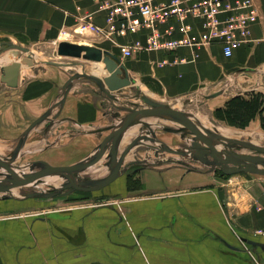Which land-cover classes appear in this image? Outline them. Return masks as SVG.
I'll use <instances>...</instances> for the list:
<instances>
[{"label":"crops","instance_id":"obj_1","mask_svg":"<svg viewBox=\"0 0 264 264\" xmlns=\"http://www.w3.org/2000/svg\"><path fill=\"white\" fill-rule=\"evenodd\" d=\"M97 1L0 0V41H17L26 47L44 43L58 47L70 41L110 51L128 70L133 86L157 103L197 102L209 110L206 116L225 136L264 138V0H256L261 19L253 27L251 41L231 58L225 57L220 44L172 53L141 51L125 58L108 41L73 37L78 18L94 12ZM94 21L105 25L101 14ZM177 57L187 61L174 64ZM89 63L94 69L91 73L102 78L108 75L104 65ZM43 76L30 78L18 88L34 121L60 101V87L69 79L57 69ZM133 86L110 101L93 83L76 81L49 134L55 147L52 156L43 159L53 166L68 161L70 166L97 155L114 127L128 115L121 110L122 98L132 93ZM164 119L146 116L129 124L120 143H125L124 151L134 145L124 159L123 174L98 200L64 204L61 210L44 211L46 220L34 221L10 216L26 211L31 203L0 198V264H255L240 238L259 244L249 249L264 264V235H256L264 228V211L257 208L264 206V186L233 188L199 171H188L183 164L163 163L169 160L165 154L172 147L159 130L168 125L165 121L173 122ZM6 122L0 124L2 156L7 148L2 143L9 142ZM63 123L73 129L65 132ZM140 148L150 150L142 153ZM129 155L131 161L139 156L150 164L125 173ZM106 158L108 153L83 171L92 170L89 173L96 177L106 174ZM49 205L48 201L39 204Z\"/></svg>","mask_w":264,"mask_h":264},{"label":"rangeland","instance_id":"obj_2","mask_svg":"<svg viewBox=\"0 0 264 264\" xmlns=\"http://www.w3.org/2000/svg\"><path fill=\"white\" fill-rule=\"evenodd\" d=\"M0 42L14 43L15 45H21V43L17 41L1 40ZM21 46L24 47L25 49H28L34 55L35 66L33 67L24 66L22 86H20L19 89H21L24 85H26L30 78L32 79V78L38 77L39 79H41V77H44L43 76L44 72L48 70L53 71L57 69L59 73H62L63 77L67 80L68 78H70V76L76 73H82L83 70H85L86 73H91L93 69V65L84 60L58 56L57 55L58 47L53 46L48 43H44V44L34 46V47H26L23 45ZM26 55L27 53L21 52L19 57H14L10 55L9 50H7L3 54L0 55V65L6 64L7 62L6 60L8 59L10 60H8L7 63H11L13 61H21V59L25 57ZM0 78H1V74H0ZM78 81H83V80H78ZM0 85H1V88H0V95H1L0 124L2 123V121L7 119V122L5 123L6 124V127H5L6 136L5 137H7L6 139L9 142L2 143L7 147L6 150L3 151V154L7 156L14 150V148L16 147L18 143L19 137L30 126V124L34 121V119L29 114V110H28L29 106H26L25 99L21 95V91L18 88L17 89L9 88L6 84L1 82V79H0ZM62 87H60V90L58 92L59 100H61L62 98V93H63ZM132 90H133L131 91L132 93L125 96V98H122L123 99L122 105H124L123 107H130V108H135V109L146 107V104L143 102L141 98H135V96L139 95V92L141 90L137 87H134V89ZM118 100L120 102L121 98H118ZM171 106H174L173 108L177 110L185 111L186 113L191 114L193 117L196 118V120H198L209 131H218L221 135H224L222 132V128L217 126L216 123L213 124L212 122L213 119L209 116H206V114L209 113V110H205V108L201 109L199 107V103L197 102L186 103L184 101H181ZM52 107H53V104L48 108L47 111H49ZM54 116H55V111L53 112V114H51L52 118H54ZM55 123L54 125H56ZM165 123L168 125L164 127L160 126L161 130L159 131H160L161 137L165 141H167V144L170 147H172L170 150L176 151V152L179 150L187 151L186 148L191 145L194 139V137L192 136L194 135L193 132L183 128L181 125L177 123L175 124L174 122L169 123L165 121ZM63 125H64L63 130L65 132L67 129L69 130L73 129L72 126L67 123H63ZM165 128L166 130L175 129L177 132L176 133L167 132L168 130L166 131ZM45 130H46L45 125L42 124L41 126H38L36 129L32 131V133L30 134L28 138L25 148L22 150L21 158H19V160L16 163H14L10 168H5V167L0 168V182L6 180L8 177H12L10 175L11 173H9L10 171L8 170H13V173L15 174L31 172V171L34 172L38 170L37 168H39V166L31 165L36 159L44 158V157L49 158L50 155L52 156V154H50L51 149L47 147V145H51V142H50L51 140H49V138L51 139V136L49 135L50 132L47 133ZM182 135L185 136V138H183ZM69 138L70 137H67L66 139H69ZM231 138L239 139L241 141H245V142L252 143L255 145L264 146V138L258 137L256 135L252 136V138L246 134L240 137H231ZM120 144L121 145L119 147V156L121 155V153L124 151V148H125L124 147L125 143L124 144L120 143ZM220 145L223 149L224 147L222 146L221 143ZM46 148H48L49 150L45 151L44 153L40 152L41 149H46ZM229 149L233 152L240 153V154H245V155L252 154V155H258V156L264 157L263 153L259 151H254V150H251L245 147L233 146V147H230ZM148 150L150 149L148 148L138 149V151L139 152L141 151L142 153ZM159 153L161 152H156V154H159ZM171 153H174V152L168 151L165 154L167 155L166 157H169V160L164 161L163 163L166 162L167 164L171 163V164H179V165L183 164L186 166L188 171H191V170L199 171L203 173L204 176H209V179L224 182L233 188H239L240 184L242 185H245V184H250V185L257 184L258 185L259 184L260 186H264V174L239 172V173H235L232 175H225L222 173L221 167H218L215 164H213V160L211 158H209V160L212 162L206 163V162H202L198 160L195 156L190 155L188 151L184 153L185 155V156L183 155L184 157L182 156L180 157V156H177ZM128 157L129 158H127L126 164L124 165V169H126L124 170L125 173H127L128 169H130V172L136 169L141 170V169H144V167L149 166L150 164L147 162V160L139 159V156L138 157L136 156V158L133 159L132 161L130 160V155ZM109 161H110L109 159L107 158L105 159L104 166L106 169L105 170L106 174L111 172V168L110 166H108ZM54 163H56V161H54ZM67 163L69 162L68 161L64 162L62 163V165L67 166ZM163 163H159V164L163 165ZM259 168L264 169L261 165H259ZM89 171L91 172L92 170H86L85 172L82 171L77 175H79L82 178H87L91 180H96V179L99 180L98 178H103L106 176V174H104V175L96 177V176L91 175ZM53 176L56 178H59V185L44 183V180L46 178L53 177ZM49 177H46L45 179L42 178L43 180L39 179L38 181H35L28 185L17 186L15 188H12L9 192L0 193V198L2 200L16 201V202H28V203H31L32 205L31 207L26 208L25 209L26 211L22 213L18 212L10 216L30 217L34 221L46 220L47 214L45 212L49 210H56V209L61 210L63 209L64 204H68L72 202H76V203L84 202V200H89V199L98 200L97 197L105 193V191H108L110 189L108 187L111 186L110 184V186H107L103 189H100L97 191H90V192L84 191L81 189L80 190L73 189L75 192L71 193L69 190L63 189L64 185L68 183V180L66 179L65 176L52 175ZM29 194H38V195L34 197H28ZM51 194H54V196L52 197L49 196ZM47 201L50 203L49 207L45 208V207L39 206V204L47 203Z\"/></svg>","mask_w":264,"mask_h":264},{"label":"water","instance_id":"obj_3","mask_svg":"<svg viewBox=\"0 0 264 264\" xmlns=\"http://www.w3.org/2000/svg\"><path fill=\"white\" fill-rule=\"evenodd\" d=\"M7 50H9L10 55L14 57H19L21 52L27 53L21 61H13L0 66L1 82L6 84L9 88L17 89L22 85L23 67L35 66L34 55L28 49H25L20 45L0 42V55ZM57 55L60 57L74 58L96 64L103 63L108 75L102 78L93 73H86L85 70H83L82 73L72 75L62 87L63 93L61 100L55 103L53 107L44 115L30 124V126L19 137L16 148L9 155H0V168H10L14 162L21 158L22 150L26 146V141L30 133L40 126L45 120H50L51 114H53L56 109H59V111L55 114L54 119H58L60 117L68 94L74 87V83L76 81L83 80L93 83L98 88L99 92L102 95H105L110 101H112L114 96L118 95V92L134 85V80L130 77L126 67L121 63L120 59L110 51L91 45L62 41L58 45ZM135 98H141L146 104V107L144 109L121 107V110L128 112V115L122 119L118 126L114 127V132L105 142L104 146L100 152L97 153V155L70 166H53L44 161L42 162L44 165L42 170L29 174H15L13 173V170H8L10 171L9 173H11L10 175L12 177H8L6 180L0 182V193L9 192L12 188L17 186L28 185L38 181L39 179L52 175H62L66 177L69 183L64 185V190L67 188H73L75 190L81 189L84 191H97L109 186L123 174L122 168L124 159L128 151L134 145V143L130 145L129 148L124 151L122 156L119 157V143L121 141L122 134L130 123L146 116H157L171 120L181 125L183 128L193 132L194 139L191 145L186 148L187 151L190 155L195 156L202 162L211 163L212 161L209 160V158H211L213 160V164L221 167L222 173L225 175H232L239 172L264 174V169L259 168V165L264 168V157L258 155L240 154L229 149L230 147L238 146L259 151L264 154V146L227 137L221 135L218 131H209L191 114L186 113L185 111L177 110L166 104L157 103L147 97L142 91H140L139 95L135 96ZM170 131L174 132L176 130L170 129ZM220 143L224 147L223 149ZM184 151L172 152L184 154L186 153ZM105 153H108V159L110 160L108 162V166H112V171L107 177L99 180H91L77 175L84 169L96 163ZM38 194H29L28 197H34ZM49 196L52 197L54 194ZM242 239L249 245H259L255 241L248 240L246 238Z\"/></svg>","mask_w":264,"mask_h":264},{"label":"built area","instance_id":"obj_4","mask_svg":"<svg viewBox=\"0 0 264 264\" xmlns=\"http://www.w3.org/2000/svg\"><path fill=\"white\" fill-rule=\"evenodd\" d=\"M97 14L104 17V26L95 23ZM260 19L256 0H98L94 12L78 18L72 36L108 41L125 58L141 51L172 53L213 44H220L225 57L231 58L251 41ZM186 61L177 57L173 63ZM257 208L264 211L262 205ZM256 235L263 236L264 228ZM240 241L252 261L260 264L249 244Z\"/></svg>","mask_w":264,"mask_h":264},{"label":"flooded vegetation","instance_id":"obj_5","mask_svg":"<svg viewBox=\"0 0 264 264\" xmlns=\"http://www.w3.org/2000/svg\"><path fill=\"white\" fill-rule=\"evenodd\" d=\"M1 66V65H0ZM0 87H1V85H0ZM56 120L57 119H54V118H50V120H45L42 124H44L45 125V131L47 132V133H49L50 131H51V129H52V127L54 126V123L56 122ZM41 124V125H42ZM40 125V126H41ZM32 133V132H31ZM30 133V134H31ZM30 136V135H29ZM29 138V137H28ZM27 141H28V139H27ZM27 141H26V143H27ZM17 146V145H16ZM47 147L48 148H50V149H52L53 147H54V145L53 144H51V145H47ZM16 148V147H15ZM14 148V149H15ZM48 148H46V149H41L40 150V152L41 153H44L45 151H48L49 149ZM19 160V159H18ZM17 160V161H18ZM16 161V162H17ZM48 162V163H50L48 160H45V159H43V158H38V159H36L34 162H33V164H31V165H35V166H39V168H37L38 170H36V171H39V170H42L43 168H44V165H43V163L42 162ZM16 162H14V163H16ZM13 163V164H14ZM51 164V163H50ZM110 168H111V171H112V166H110ZM36 171H34V172H36ZM31 172H33V171H31ZM31 172H24V173H20V174H29V173H31ZM69 183V182H68ZM67 183V184H68ZM65 190H69L71 193H73V192H75L74 190H73V188H67V189H65ZM88 192H90V191H88ZM70 194V193H69Z\"/></svg>","mask_w":264,"mask_h":264},{"label":"bare ground","instance_id":"obj_6","mask_svg":"<svg viewBox=\"0 0 264 264\" xmlns=\"http://www.w3.org/2000/svg\"><path fill=\"white\" fill-rule=\"evenodd\" d=\"M22 47V46H21ZM24 48V47H23ZM8 60H10V59H8ZM8 60H6L7 62H8ZM5 61V62H6ZM6 62V63H7ZM101 65H104L103 63H101ZM104 69H105V65H104ZM106 71V70H105ZM252 155V154H251ZM103 168V167H102ZM96 169V168H95ZM45 179V178H44ZM43 180V179H42ZM61 180V179H60ZM44 183L46 184H57V185H59V178H56V177H49V178H46L45 180H44Z\"/></svg>","mask_w":264,"mask_h":264}]
</instances>
